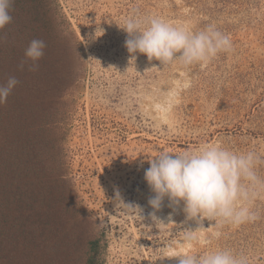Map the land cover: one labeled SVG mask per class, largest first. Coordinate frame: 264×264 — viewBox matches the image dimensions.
<instances>
[{
	"label": "rangeland",
	"instance_id": "1",
	"mask_svg": "<svg viewBox=\"0 0 264 264\" xmlns=\"http://www.w3.org/2000/svg\"><path fill=\"white\" fill-rule=\"evenodd\" d=\"M10 15L0 84L19 83L0 104V264H177L191 233L208 241L195 253L264 264V193L239 226L188 219L167 198L155 222L144 178L161 150L264 158V0H14ZM133 16L214 23L233 49L206 66L149 61L125 47ZM33 39L39 67L20 70Z\"/></svg>",
	"mask_w": 264,
	"mask_h": 264
},
{
	"label": "clouds",
	"instance_id": "2",
	"mask_svg": "<svg viewBox=\"0 0 264 264\" xmlns=\"http://www.w3.org/2000/svg\"><path fill=\"white\" fill-rule=\"evenodd\" d=\"M13 2L0 0V29L12 22ZM123 29L128 33L125 47L130 53L140 52L149 61L155 59L163 65L179 61L186 67L206 66L219 54L233 49L230 36L214 23L194 31L188 25H176L161 17L133 16ZM45 48L43 40L33 39L25 49L26 60L21 62L20 70L28 60L32 61L29 70H37V61L43 57ZM18 83L15 77H10L6 84H0V104L6 103ZM147 162L150 167L145 170L144 178L154 193L148 199V205L155 210L149 213L153 221L162 222L155 213L161 209L165 198L169 206L183 202L188 219L215 221L217 228L225 224L239 226L257 219L252 204L264 193V179L257 173L264 158L255 151L237 153L219 143H207L178 154L161 150ZM117 201V207H133L123 203L119 192ZM136 208L140 213L143 211L139 206ZM221 234L217 231L215 237ZM194 243L206 247L208 241L189 234L185 238L186 250L175 255L177 264H248L244 256H237L230 249L195 253Z\"/></svg>",
	"mask_w": 264,
	"mask_h": 264
}]
</instances>
